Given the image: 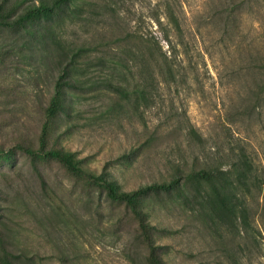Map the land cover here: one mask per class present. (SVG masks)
Returning <instances> with one entry per match:
<instances>
[{
    "label": "rangeland",
    "instance_id": "rangeland-1",
    "mask_svg": "<svg viewBox=\"0 0 264 264\" xmlns=\"http://www.w3.org/2000/svg\"><path fill=\"white\" fill-rule=\"evenodd\" d=\"M53 1L0 0L8 24L0 25V264H148L143 220L165 230L150 237L164 246L167 264H264L260 185L241 189L246 239L235 216L208 221L194 201L151 194L138 216L55 158L20 150L43 144L73 153L86 172L106 169L126 191L169 181L181 164L225 170L223 158L244 151L264 182V0H178L185 72L158 86L149 105L109 94L98 79L69 87L67 66L86 47L97 76L96 58L133 37L167 48L163 0H80L87 5L78 18L61 9L17 23ZM53 100L60 101L54 115Z\"/></svg>",
    "mask_w": 264,
    "mask_h": 264
},
{
    "label": "trees",
    "instance_id": "trees-1",
    "mask_svg": "<svg viewBox=\"0 0 264 264\" xmlns=\"http://www.w3.org/2000/svg\"><path fill=\"white\" fill-rule=\"evenodd\" d=\"M80 0H54L53 3H42L33 7L25 15L21 16L17 23L30 20L40 16H47L57 10L65 9L66 15L71 18H78L83 13L86 3H79ZM163 14L165 22H159L165 26V33L162 40L167 48L161 45L160 41L154 39H122L126 45L119 44L112 52L97 57V76L90 75L93 65L92 51L82 47L72 52L67 66L69 87L76 84L80 87L88 85L92 80L98 79V85L106 86L109 94H116L119 99L127 103L137 105L140 101L151 104L156 97L158 86L175 84L180 77H183L184 68L181 55L188 47L184 33L185 25L181 18L182 5L178 0H163ZM160 21V20H159ZM0 25H8L0 21ZM183 70V74H181ZM95 75V74H94ZM60 108V101L53 100L49 113L54 115ZM115 109L114 104L109 106L107 112ZM190 134L196 135L191 129ZM20 150L27 155L36 157L43 155L53 157L63 164L70 172L77 176L86 177L89 182L105 190L109 199L125 202L137 215L141 216L138 204L139 201L151 194L165 196L171 202L188 204L192 201L201 206L206 220L210 221L219 213L229 217L235 216L239 220L240 233L244 238L250 237V224L248 222V199L246 193L241 189L250 187H263L264 182L259 181L258 172L253 159L245 156L244 151H233L225 156V170L206 164L198 169H188L185 164L174 168V176L169 181L152 183L141 186L132 191L123 190L117 180L104 169L99 174H89L82 165V159L73 153L65 151H48L43 144L38 150H31L20 147ZM131 153L124 156L130 161ZM206 188L210 189L208 193ZM239 191V193H238ZM264 211V206L262 207ZM142 217V216H141ZM143 235H146V243L149 248L147 257L148 264H167L162 258L160 250L164 248L161 243H156L150 237L152 232H163L152 222L141 221ZM33 262V261H32ZM13 264V263H11Z\"/></svg>",
    "mask_w": 264,
    "mask_h": 264
}]
</instances>
